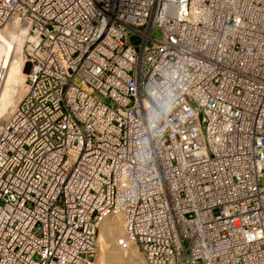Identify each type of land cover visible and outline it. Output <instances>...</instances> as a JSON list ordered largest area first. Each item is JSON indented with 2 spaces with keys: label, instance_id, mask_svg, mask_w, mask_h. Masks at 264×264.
Returning a JSON list of instances; mask_svg holds the SVG:
<instances>
[{
  "label": "built area",
  "instance_id": "2783aa9c",
  "mask_svg": "<svg viewBox=\"0 0 264 264\" xmlns=\"http://www.w3.org/2000/svg\"><path fill=\"white\" fill-rule=\"evenodd\" d=\"M25 93L0 127V264H264V0H0Z\"/></svg>",
  "mask_w": 264,
  "mask_h": 264
},
{
  "label": "bare ground",
  "instance_id": "6f19581e",
  "mask_svg": "<svg viewBox=\"0 0 264 264\" xmlns=\"http://www.w3.org/2000/svg\"><path fill=\"white\" fill-rule=\"evenodd\" d=\"M12 25L11 28L0 32V120L5 113H9L13 108L15 110L17 107L12 100L18 80V71L15 69L14 65L16 63L15 58L17 57L16 45L19 38H22L23 49L25 26L22 25L21 22H18L17 19L12 21ZM22 54L23 50L20 52L19 61L25 68ZM24 93L25 86L22 89V97ZM19 97L20 96H18V98ZM118 222L115 221L114 218L106 217L99 223V239H97L98 241L96 242L98 251L97 257L102 259L105 264H143L141 257L133 248H129L126 252L119 251L116 248L115 240L117 241V238L122 234L121 223ZM103 243L107 246L104 247Z\"/></svg>",
  "mask_w": 264,
  "mask_h": 264
},
{
  "label": "rangeland",
  "instance_id": "374dc122",
  "mask_svg": "<svg viewBox=\"0 0 264 264\" xmlns=\"http://www.w3.org/2000/svg\"><path fill=\"white\" fill-rule=\"evenodd\" d=\"M17 57L15 58V69L18 71V80H17V85L15 87V93L13 95V98L12 100L15 102V105L17 106L21 97H22V89L23 87L25 86L24 82H25V74L27 72V66L25 65V68L23 67L22 63L19 61L20 59V52L23 50L22 49V38H19V40L17 41ZM22 49V50H21ZM23 85V86H22ZM21 86V87H20ZM22 88V89H21ZM21 91V92H20ZM20 94V95H19ZM18 96H20L18 98ZM17 99V100H16ZM19 100V101H18ZM14 112V108L13 110H11L9 113H5L3 115V117H1V120H0V127L8 120V118L10 117V115ZM260 185H264V180H261L260 181ZM99 239V232H98V238ZM98 241V240H97ZM104 247H106L107 245L105 243H103ZM131 249V248H130ZM125 262V261H124ZM98 263L99 264H105L103 263V260L102 259H99L98 258Z\"/></svg>",
  "mask_w": 264,
  "mask_h": 264
}]
</instances>
